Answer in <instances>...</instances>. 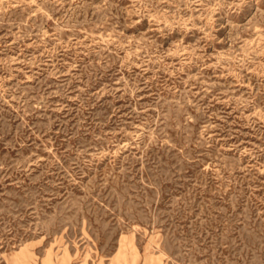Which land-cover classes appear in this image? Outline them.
<instances>
[{
  "label": "rangeland",
  "instance_id": "374dc122",
  "mask_svg": "<svg viewBox=\"0 0 264 264\" xmlns=\"http://www.w3.org/2000/svg\"><path fill=\"white\" fill-rule=\"evenodd\" d=\"M0 264H264V0H0Z\"/></svg>",
  "mask_w": 264,
  "mask_h": 264
}]
</instances>
